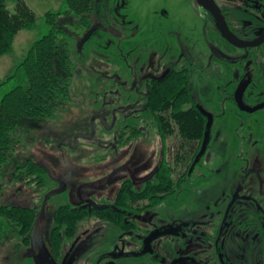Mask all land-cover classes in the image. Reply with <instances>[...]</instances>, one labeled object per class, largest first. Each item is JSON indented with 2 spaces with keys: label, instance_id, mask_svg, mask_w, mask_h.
<instances>
[{
  "label": "rangeland",
  "instance_id": "rangeland-1",
  "mask_svg": "<svg viewBox=\"0 0 264 264\" xmlns=\"http://www.w3.org/2000/svg\"><path fill=\"white\" fill-rule=\"evenodd\" d=\"M27 4L37 16V25L22 31L14 52L0 58V84L16 75L33 44L48 34L46 13L66 9L65 0H27ZM104 7L103 14L90 16L89 29L71 26L70 96L56 106L51 118L26 121L13 135L17 151L2 171L6 176L0 181L5 187L0 206L37 209L38 222L29 244L15 238L0 246V264H158L152 255L134 256L139 238L181 225H188L182 231V237H188L194 223L212 220L216 203L241 182L242 173L228 169V145L220 128L225 120L218 118L209 150L190 183L137 216L138 231L124 232L106 221L89 219L66 242L62 255L55 256L51 233L61 206L103 208L113 203L125 181L141 189L157 171L163 150L147 108L150 78L188 68L197 101L215 116L227 109L224 90L242 87L237 69L221 59V54L235 59L233 47L205 26L195 0H105ZM20 83L21 78L8 81L0 100ZM135 129L141 135L135 137ZM177 149L176 137L169 139V162L173 163ZM27 160L47 170L43 187L36 185L37 180L28 183L25 176L14 179ZM174 179H179L178 173ZM177 240L174 236L157 239L159 264L173 261L181 250ZM246 249L240 255L244 263L252 248ZM236 251L233 254L240 252Z\"/></svg>",
  "mask_w": 264,
  "mask_h": 264
},
{
  "label": "trees",
  "instance_id": "trees-1",
  "mask_svg": "<svg viewBox=\"0 0 264 264\" xmlns=\"http://www.w3.org/2000/svg\"><path fill=\"white\" fill-rule=\"evenodd\" d=\"M65 3L63 12L46 13L48 34L33 44L17 66L16 75L0 84L1 91L11 79L21 78V83L0 100V181L6 176L3 168L12 163L17 151L14 133L26 121L51 118L56 106L70 96L74 67L67 52V40L71 26L87 30L90 16L103 14L105 9V0H65ZM64 19L72 21L63 22ZM36 25L37 16L27 0H18L14 9H10L7 0H0V58L14 52L20 32L33 30ZM186 106L191 107L186 109ZM147 108L163 142L171 137L178 141L173 163L164 160L141 189L134 182L125 181L113 203L103 208L61 206L55 214L51 233L57 258L62 255L66 242L76 237L81 223L94 219L111 223L124 232L135 231L139 228L137 216L181 191L183 182L190 181L193 164L201 152L206 120L196 108L188 72L171 71L163 79L152 81ZM177 172L182 175L175 181ZM46 173L39 163L27 160L18 167L14 179L25 176L28 183L37 180L36 185L43 187ZM4 191L5 187L0 184V196ZM37 222V209L0 206V246L15 238H23L29 244Z\"/></svg>",
  "mask_w": 264,
  "mask_h": 264
},
{
  "label": "flooded vegetation",
  "instance_id": "flooded-vegetation-1",
  "mask_svg": "<svg viewBox=\"0 0 264 264\" xmlns=\"http://www.w3.org/2000/svg\"><path fill=\"white\" fill-rule=\"evenodd\" d=\"M195 1L200 6L198 8L204 17L205 26H209L218 37L233 47L235 59H228L223 54L221 59L237 69L242 87L232 92L224 90L228 103L227 109L222 116H215L203 109L197 101L188 68L169 70L160 77H152L150 84L152 85L154 80L163 79L171 71L186 70L188 72L196 108L206 120L201 152L210 117L212 119L206 152L199 160L200 154L195 159L190 181L209 150L218 118L225 120V123L219 127L225 131V141L228 145V169L231 173L239 170L242 174L237 189L229 197L216 203L218 210L211 215L212 220L194 223L188 237H182V231L185 228L174 236L179 238L176 246L181 250L170 264H264L262 255L264 251V0H213L235 37V42H231L221 33L215 15L210 9L198 0ZM254 84L258 87L256 86V89L252 91ZM190 107L186 106V109ZM149 114L151 115L150 112ZM238 116L240 120L235 119ZM134 133L137 137L136 134H140V130ZM168 141L169 139L165 142L162 140L163 154L160 165L164 160L167 161ZM181 175L179 174V178ZM190 181L183 182L182 190L177 192H182L184 186ZM157 230L147 233L144 239L139 238V242L134 240L138 247L134 256L141 254L145 248L146 239ZM156 241L157 239L152 242L150 252L144 256L152 255L159 264L160 258L157 257V251L154 248ZM247 246L252 249L248 251V258L244 263L240 255L246 254ZM159 251H162L161 248ZM235 251L238 253L233 254Z\"/></svg>",
  "mask_w": 264,
  "mask_h": 264
},
{
  "label": "water",
  "instance_id": "water-1",
  "mask_svg": "<svg viewBox=\"0 0 264 264\" xmlns=\"http://www.w3.org/2000/svg\"><path fill=\"white\" fill-rule=\"evenodd\" d=\"M199 2H201L203 5H205L206 7H208L210 9V11L215 15V18L219 24L221 33L231 42H235V37L232 35L231 31L229 30L224 17L222 16L220 10L218 9V7L216 6L215 2L213 0H198ZM211 117H210V122L208 124V129L205 135V141L203 144V150L200 153L198 160L204 155V153L206 152L208 143H209V139H210V127H211ZM184 228H186V225H182L179 226L177 228L173 227V228H167L166 230H157L156 232H154L149 238L146 239L145 241V248L143 249V251L141 252V254H139L138 256H144L146 254H148L150 252L151 249V245L152 242L160 237H164V236H176L178 235ZM32 254V253H30Z\"/></svg>",
  "mask_w": 264,
  "mask_h": 264
},
{
  "label": "crops",
  "instance_id": "crops-1",
  "mask_svg": "<svg viewBox=\"0 0 264 264\" xmlns=\"http://www.w3.org/2000/svg\"><path fill=\"white\" fill-rule=\"evenodd\" d=\"M17 1L18 0H7V3H8V6L10 7V9H14L16 7V4H17ZM21 33V32H20ZM20 33L17 35L16 39L20 36ZM16 39H15V42H16ZM14 46H15V43H14ZM15 48V47H14ZM8 56V55H7ZM5 57V56H4Z\"/></svg>",
  "mask_w": 264,
  "mask_h": 264
}]
</instances>
